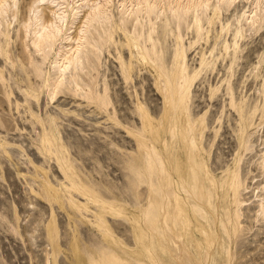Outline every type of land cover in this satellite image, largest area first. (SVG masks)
I'll list each match as a JSON object with an SVG mask.
<instances>
[{
    "label": "rangeland",
    "instance_id": "1",
    "mask_svg": "<svg viewBox=\"0 0 264 264\" xmlns=\"http://www.w3.org/2000/svg\"><path fill=\"white\" fill-rule=\"evenodd\" d=\"M3 2L0 264H264V0Z\"/></svg>",
    "mask_w": 264,
    "mask_h": 264
},
{
    "label": "bare ground",
    "instance_id": "2",
    "mask_svg": "<svg viewBox=\"0 0 264 264\" xmlns=\"http://www.w3.org/2000/svg\"><path fill=\"white\" fill-rule=\"evenodd\" d=\"M103 2L102 1L97 2L95 4V7H92L90 5L92 10H90L88 13H86V19L84 20V24H83V26L80 25L81 27L78 31L79 36L76 37V38H78V40L81 43H79L77 46H75V48H70L68 50V52L63 53V58H62L63 62H62L61 67H60L61 74H64V72L73 63H74V65L77 63H79L81 65V62H82L81 57L82 56H81L80 50H81V46H82V42H83L81 39L83 37H85V41L88 40L86 37V34L88 32L90 24H92V21H93L92 19L93 18L95 19V17H97V15H100V17H101V15H102L101 13H103L104 9H106V8H104L105 5H101ZM2 5H4V2L2 3V0H0V9L3 8ZM131 11H133V10H131ZM54 12H55V16L51 19V21H49L47 23L45 20H43V22H41V23L37 22L39 19H42V16H40L41 14H39L38 16L35 15L36 26L34 28L35 38L33 40V43L38 48V50L42 49L41 46L45 42H49V43L53 44L55 39L57 38L58 34L62 31L63 26L65 25V23L67 21L66 20V17H67L66 10L62 7V5L60 7H57V9ZM82 22H83V19H82ZM49 43H47V44L49 45ZM208 231H209V236L207 237V242H210L214 238L212 237L211 229ZM199 261L206 262L204 258H200ZM223 264H229V262L223 263ZM230 264H232V263H230Z\"/></svg>",
    "mask_w": 264,
    "mask_h": 264
}]
</instances>
